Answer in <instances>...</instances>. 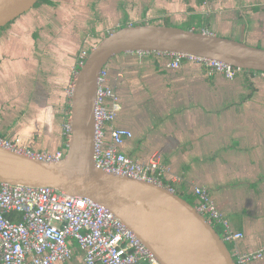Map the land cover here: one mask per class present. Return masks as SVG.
<instances>
[{
	"label": "crops",
	"instance_id": "obj_1",
	"mask_svg": "<svg viewBox=\"0 0 264 264\" xmlns=\"http://www.w3.org/2000/svg\"><path fill=\"white\" fill-rule=\"evenodd\" d=\"M190 3L193 8L189 10V15L200 16V27L215 35L210 30L214 31L212 26L217 24L224 11L226 4L223 0H190ZM157 16L183 21L187 18L182 13L169 11ZM224 18L231 19L226 14ZM18 31L21 30H16V34ZM169 61L168 56L159 53H125L107 63L108 81L122 104V111L114 125L127 128L133 135L123 143L120 151L139 162L156 156L167 169L165 182L177 193L193 197L192 185L207 187L232 228L244 234L237 244L239 252H256L264 246V173L257 176L261 175L257 171H264V161L247 160L246 154L262 149L260 143L263 140L256 133L264 128V124L252 127L248 124L257 121H244L242 127L248 134L241 131L240 134H227L225 130L228 127L221 125L219 129V120L217 126L212 125L209 115L210 112L215 116L218 114L215 117L218 119L219 115L222 117L225 112H231L234 119L244 112L246 107L242 105L250 101L251 92L235 89L233 82L240 85L246 74L239 73L234 80L220 74L208 77L198 65L185 61L178 69H170L167 67ZM55 79L58 84L49 89L46 100L50 117H43L33 110L32 119L27 121L24 107L14 117L5 114L0 120V138L18 139L23 147L35 152H54L63 146L62 129L58 135L54 133V127L59 120H62L63 126L68 118L70 109L66 92L72 83L70 79H64L65 85L60 91L59 78ZM221 159L234 164L243 161L257 170L247 173L245 178H235L237 183L227 186L225 177L220 178V183L214 179L215 175H211L209 168L211 163ZM73 250V263L84 264L82 253L75 243ZM249 264H264V253L261 259Z\"/></svg>",
	"mask_w": 264,
	"mask_h": 264
},
{
	"label": "water",
	"instance_id": "obj_2",
	"mask_svg": "<svg viewBox=\"0 0 264 264\" xmlns=\"http://www.w3.org/2000/svg\"><path fill=\"white\" fill-rule=\"evenodd\" d=\"M40 0H0V30ZM181 53L264 72V49L189 29L157 24L125 26L103 37L75 73L71 87V137L64 157L44 162L0 146V183L49 187L88 198L108 209L159 264H235L227 245L195 207L152 182L107 173L94 153V106L99 74L125 53Z\"/></svg>",
	"mask_w": 264,
	"mask_h": 264
},
{
	"label": "built area",
	"instance_id": "obj_3",
	"mask_svg": "<svg viewBox=\"0 0 264 264\" xmlns=\"http://www.w3.org/2000/svg\"><path fill=\"white\" fill-rule=\"evenodd\" d=\"M201 32L212 35L205 29ZM163 55L169 57L170 69H178L186 61L200 66L208 77L220 74L233 80L241 72L219 61L181 53ZM86 58L87 55L79 58L78 69ZM67 94L70 97L71 87ZM121 111L120 97L108 81L105 66L97 79L94 106L95 165L107 173L152 182L176 193L165 182L167 169L156 156L139 162L120 151L133 136L127 128L114 125ZM62 137L63 146L54 152L31 151L18 139L0 138V146L31 159L57 162L64 157L71 137L69 115L62 126ZM191 194L196 211L213 228L217 226L222 241L231 245L229 251L235 264H249L262 258L264 246L253 253L239 252L237 244L244 234L232 228L206 188L192 185ZM74 243L84 264H159L133 232L94 201L49 187L0 183V264L65 263L73 257Z\"/></svg>",
	"mask_w": 264,
	"mask_h": 264
},
{
	"label": "rangeland",
	"instance_id": "obj_4",
	"mask_svg": "<svg viewBox=\"0 0 264 264\" xmlns=\"http://www.w3.org/2000/svg\"><path fill=\"white\" fill-rule=\"evenodd\" d=\"M48 1L50 5L40 3L0 30V120L5 114L14 117L23 107L27 121L32 119L33 110L49 118L46 100L49 89L58 84L55 78H59L60 91L65 85L64 79L68 78L73 83L79 58L88 55L103 37L120 26L139 25L141 22L151 20L157 25L166 24L180 29L194 27V31H202L200 16L196 18L189 15L192 7L190 0ZM223 3L226 4L224 11L217 24H213L214 31L210 30V32L222 38L264 49V0H223ZM166 11L182 13L187 18L184 21L177 18H167L164 21L163 17L158 18L160 16L157 15ZM225 14L231 18L230 21L223 19ZM16 30L21 31L16 34ZM57 46L60 54L57 53ZM240 73L243 74L242 71ZM246 76H244L245 80H241L240 85L233 82L235 89L251 92L248 97L250 101L242 105L243 108L246 107L244 112L235 115L234 119L231 112H225L222 117L219 115L218 119L215 118L218 114L215 116V113H209L212 125L217 126L219 120V129L221 125L227 126L228 129L225 130L227 134H238L239 131L248 134L245 127H242L244 121L248 123L257 121L248 124L252 127L257 125L261 127V124H264V74L255 73ZM68 85L67 83V89ZM69 104L68 96L67 105ZM8 107L9 111H7ZM238 118L242 119L238 120ZM61 126L62 120H59L58 125L54 127L55 134L60 132ZM256 136L263 140L260 143L262 149L250 151L246 154V158L257 159L259 163L264 161V128L257 130ZM209 168L211 175H215L214 179L219 180L220 183V178L225 177L227 186L237 183L235 178H245L247 173L257 170L250 168L243 161L234 164L226 159L211 163ZM260 171L257 173L261 175L257 176H262L264 173ZM254 176L256 174L251 175L250 178ZM208 191L211 198L216 201L211 190ZM181 196L188 202H194L189 195L181 194ZM64 264L74 263L70 260Z\"/></svg>",
	"mask_w": 264,
	"mask_h": 264
},
{
	"label": "trees",
	"instance_id": "obj_5",
	"mask_svg": "<svg viewBox=\"0 0 264 264\" xmlns=\"http://www.w3.org/2000/svg\"><path fill=\"white\" fill-rule=\"evenodd\" d=\"M40 3H44V4H51L50 3V1H48V0H40L34 7H37V6H39L40 5ZM167 19V17H163V20L165 21ZM148 20H150V19H148ZM145 24H153L152 23V21L150 20V21H145V22H141V24H139V25H145ZM124 26V25H123ZM123 26H120L119 28H122ZM127 26V25H126ZM130 26H136V25H130ZM165 26H167L166 24H165ZM118 28V29H119ZM192 28H189V30H191ZM2 30V29H1ZM108 35V34H107ZM106 35V36H107ZM153 54H155V52H153ZM242 71V73L243 74H246V75H252V74H255V73H261V72H254V71H247V70H241ZM263 74H264V72H262ZM261 73V74H262ZM250 87V86H249ZM177 193V192H176ZM180 197H182L181 196V194H184L183 192L181 193H177ZM185 195H187V194H185ZM189 197H191V196H189ZM183 198V197H182ZM193 198V197H192ZM184 199V198H183ZM189 203H191L192 205H193V203L192 202H189ZM214 229H215V231L219 234V236H220V234H221V231H220V229L217 227V226H215L214 227ZM227 245V248L230 250L231 249V245H229V244H226Z\"/></svg>",
	"mask_w": 264,
	"mask_h": 264
},
{
	"label": "flooded vegetation",
	"instance_id": "obj_6",
	"mask_svg": "<svg viewBox=\"0 0 264 264\" xmlns=\"http://www.w3.org/2000/svg\"><path fill=\"white\" fill-rule=\"evenodd\" d=\"M46 5H50V4H46Z\"/></svg>",
	"mask_w": 264,
	"mask_h": 264
}]
</instances>
